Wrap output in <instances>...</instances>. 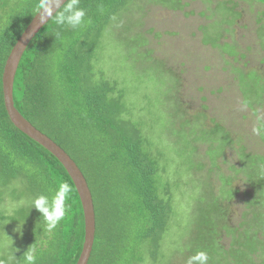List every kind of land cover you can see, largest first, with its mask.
I'll use <instances>...</instances> for the list:
<instances>
[{"label": "trees", "instance_id": "16d2710c", "mask_svg": "<svg viewBox=\"0 0 264 264\" xmlns=\"http://www.w3.org/2000/svg\"><path fill=\"white\" fill-rule=\"evenodd\" d=\"M136 1L141 2L79 0L86 13L84 22L73 29L51 19L25 51L15 80L18 109L71 155L93 193L97 232L88 264H138L147 259V253L150 258V252L156 260L163 238L175 222L173 186L164 182L158 160L149 150L150 138L132 118L127 90L117 77L96 69L104 30ZM39 2L0 0V13H6L0 14V205L8 200L11 207H0V228L5 232L8 224H15L22 236L5 249L9 256H0V264H24L28 247L36 249L35 264H76L85 240L82 203L71 176L49 150L13 124L5 106V66L39 12ZM262 59L264 62V52ZM258 76L260 83L264 81V76ZM259 128L256 140L264 144V124ZM246 157L250 159L242 161L244 166L238 170L248 173L256 195L249 201V214L236 227L221 226L218 216H205L207 237L200 251L207 253L208 264H264V242L254 239L251 227L258 225L250 215L264 204V155ZM61 183L71 187L65 201L67 211L48 232L43 216L32 208L33 200L41 194L51 199ZM11 197L23 203L14 204ZM260 218L253 216L254 221ZM221 229L232 236L228 250L214 248V236Z\"/></svg>", "mask_w": 264, "mask_h": 264}, {"label": "rangeland", "instance_id": "374dc122", "mask_svg": "<svg viewBox=\"0 0 264 264\" xmlns=\"http://www.w3.org/2000/svg\"><path fill=\"white\" fill-rule=\"evenodd\" d=\"M140 1L104 30L96 69L124 85L132 118L150 138L149 150L175 192V222L162 250L156 260L150 252L138 264H188L207 237L205 216L236 227L256 195L248 173L238 169L250 159L246 154L264 155L253 132L264 124V81L258 76H264V3ZM220 175L230 182L224 184ZM8 203L0 207L11 209ZM256 207L250 215L258 227L251 232L262 243L264 204ZM18 229L11 223L5 232L0 228V256H9L5 249L22 238ZM214 237V248H230L232 236L224 230Z\"/></svg>", "mask_w": 264, "mask_h": 264}, {"label": "water", "instance_id": "95a60500", "mask_svg": "<svg viewBox=\"0 0 264 264\" xmlns=\"http://www.w3.org/2000/svg\"><path fill=\"white\" fill-rule=\"evenodd\" d=\"M67 1L68 0H60L59 5L54 4L53 15H55V12L59 11L63 7V3ZM53 3H55V0H53ZM42 14L43 9L39 10V12L29 23L8 57L3 74L5 106L13 124L23 133L33 138L35 141L49 150L63 164L71 176L80 196L85 220L84 245L76 264H88L94 249L97 232L96 208L89 183L83 171L78 166L76 161L71 157V155L53 138L48 136L46 133L38 129L32 122H30L15 104L14 86L23 55L33 39L52 19L45 16V20L42 21L40 19Z\"/></svg>", "mask_w": 264, "mask_h": 264}, {"label": "clouds", "instance_id": "9594fccd", "mask_svg": "<svg viewBox=\"0 0 264 264\" xmlns=\"http://www.w3.org/2000/svg\"><path fill=\"white\" fill-rule=\"evenodd\" d=\"M59 5L60 0H40L37 5L38 9H43V14L40 19L45 20V16L54 19L57 25H67L71 28H76L84 22L85 11L79 7V0H69L64 2L63 7L55 12L53 15V5ZM253 132L257 135L260 134L261 128H253ZM71 192V187L67 183H61L59 188L55 191V194L51 199L47 195L41 194L33 200L32 208L34 207L44 218L47 231L52 232L56 228L58 223L65 217L67 207L65 201L68 198V194ZM16 256L13 254V258ZM24 264H35L36 261V249L30 248L23 253ZM209 257L207 253L200 251L194 256L190 257L188 264H208Z\"/></svg>", "mask_w": 264, "mask_h": 264}]
</instances>
